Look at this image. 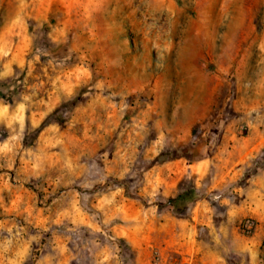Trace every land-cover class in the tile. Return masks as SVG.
<instances>
[{"label": "clouds", "instance_id": "9594fccd", "mask_svg": "<svg viewBox=\"0 0 264 264\" xmlns=\"http://www.w3.org/2000/svg\"><path fill=\"white\" fill-rule=\"evenodd\" d=\"M0 264H264V0H0Z\"/></svg>", "mask_w": 264, "mask_h": 264}]
</instances>
